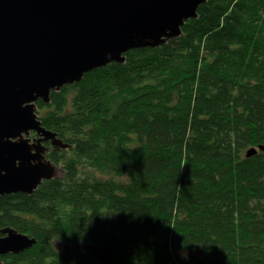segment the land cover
<instances>
[{"label":"trees","instance_id":"16d2710c","mask_svg":"<svg viewBox=\"0 0 264 264\" xmlns=\"http://www.w3.org/2000/svg\"><path fill=\"white\" fill-rule=\"evenodd\" d=\"M184 34L38 101L71 146L0 196L37 243L5 264H264V0H208ZM50 144V143H49Z\"/></svg>","mask_w":264,"mask_h":264},{"label":"water","instance_id":"95a60500","mask_svg":"<svg viewBox=\"0 0 264 264\" xmlns=\"http://www.w3.org/2000/svg\"><path fill=\"white\" fill-rule=\"evenodd\" d=\"M207 1L0 0V196L34 193L58 176L49 149L71 146L44 126L39 100L50 103L54 91L86 73L125 63L132 49L158 48L182 36ZM259 149L264 145L246 154ZM37 242L1 227L0 264L2 256L22 254Z\"/></svg>","mask_w":264,"mask_h":264},{"label":"flooded vegetation","instance_id":"af4514ba","mask_svg":"<svg viewBox=\"0 0 264 264\" xmlns=\"http://www.w3.org/2000/svg\"><path fill=\"white\" fill-rule=\"evenodd\" d=\"M31 134H32V135H31L32 138H36V137L38 136L37 133H35V132H32Z\"/></svg>","mask_w":264,"mask_h":264},{"label":"rangeland","instance_id":"374dc122","mask_svg":"<svg viewBox=\"0 0 264 264\" xmlns=\"http://www.w3.org/2000/svg\"><path fill=\"white\" fill-rule=\"evenodd\" d=\"M4 264H5V262H4Z\"/></svg>","mask_w":264,"mask_h":264}]
</instances>
